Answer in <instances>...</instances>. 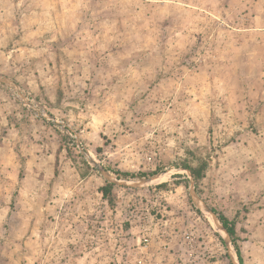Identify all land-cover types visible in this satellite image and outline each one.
<instances>
[{"label":"rangeland","instance_id":"obj_1","mask_svg":"<svg viewBox=\"0 0 264 264\" xmlns=\"http://www.w3.org/2000/svg\"><path fill=\"white\" fill-rule=\"evenodd\" d=\"M203 207L264 264V0H0V264H240Z\"/></svg>","mask_w":264,"mask_h":264},{"label":"trees","instance_id":"obj_2","mask_svg":"<svg viewBox=\"0 0 264 264\" xmlns=\"http://www.w3.org/2000/svg\"><path fill=\"white\" fill-rule=\"evenodd\" d=\"M190 172L192 176L196 179L199 174L197 170L190 168ZM117 179H124V180H142V179H148L154 176H157L159 174V171H153V172H138V173H130V172H120L119 170H116L113 172ZM112 186V183L107 182L105 186H101L99 188V191L102 193L103 197H106L110 191V187ZM161 184L157 185L156 187H160ZM214 214H216L219 222L221 223L222 227L226 230L227 234L229 235L231 242L234 246V249L237 254V258L239 260V263L242 264V258L240 255V250L235 242V232L232 224L230 221L223 216L221 213L215 211L214 209L211 210ZM231 264V263H229Z\"/></svg>","mask_w":264,"mask_h":264},{"label":"bare ground","instance_id":"obj_3","mask_svg":"<svg viewBox=\"0 0 264 264\" xmlns=\"http://www.w3.org/2000/svg\"><path fill=\"white\" fill-rule=\"evenodd\" d=\"M163 178H165V175H163V173H160L159 175L154 176V177H151V178H148L145 181H148V182H154V181H157V180H160L161 181ZM203 212L206 215V217H207L209 223L211 224L212 228L214 230H216L217 232H220V233L224 234L225 236H227L224 228L222 227V225L219 222V220L216 219V217L214 216V214L211 213L209 210H207L205 207H203Z\"/></svg>","mask_w":264,"mask_h":264}]
</instances>
